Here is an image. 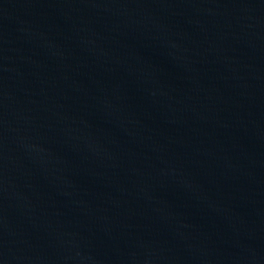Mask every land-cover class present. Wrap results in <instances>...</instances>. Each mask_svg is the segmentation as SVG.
<instances>
[{
    "label": "water",
    "instance_id": "obj_1",
    "mask_svg": "<svg viewBox=\"0 0 264 264\" xmlns=\"http://www.w3.org/2000/svg\"><path fill=\"white\" fill-rule=\"evenodd\" d=\"M0 264H264V0H0Z\"/></svg>",
    "mask_w": 264,
    "mask_h": 264
}]
</instances>
